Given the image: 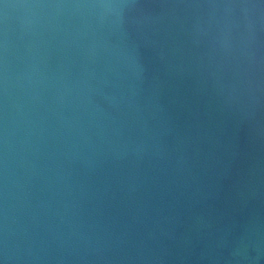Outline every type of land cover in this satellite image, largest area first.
<instances>
[{
	"label": "water",
	"instance_id": "obj_1",
	"mask_svg": "<svg viewBox=\"0 0 264 264\" xmlns=\"http://www.w3.org/2000/svg\"><path fill=\"white\" fill-rule=\"evenodd\" d=\"M0 264H264V0H0Z\"/></svg>",
	"mask_w": 264,
	"mask_h": 264
}]
</instances>
